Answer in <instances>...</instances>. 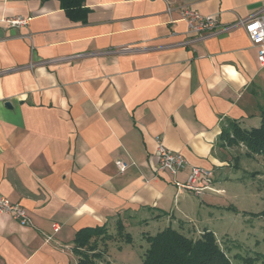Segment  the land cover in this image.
Returning a JSON list of instances; mask_svg holds the SVG:
<instances>
[{
  "label": "crops",
  "instance_id": "obj_1",
  "mask_svg": "<svg viewBox=\"0 0 264 264\" xmlns=\"http://www.w3.org/2000/svg\"><path fill=\"white\" fill-rule=\"evenodd\" d=\"M185 7L221 33H189ZM262 10L264 0H84L69 12L0 0V197L29 218L0 213V264H78V233L115 237L119 224L132 243L135 229L143 241L169 227L223 232L244 147L223 132L259 127L264 106L258 49L243 28L225 29ZM17 18L27 24L5 22ZM158 141L185 171H159ZM192 167L213 171L225 194L180 191ZM113 242L122 249L109 242L103 264H118Z\"/></svg>",
  "mask_w": 264,
  "mask_h": 264
},
{
  "label": "trees",
  "instance_id": "obj_2",
  "mask_svg": "<svg viewBox=\"0 0 264 264\" xmlns=\"http://www.w3.org/2000/svg\"><path fill=\"white\" fill-rule=\"evenodd\" d=\"M57 1L69 12L80 9L84 0ZM228 126L223 132L222 140L232 146L243 145L246 148L245 156L250 159L264 157V106L261 108L259 127L246 130L235 122ZM260 216L264 219V211ZM113 240L132 243V237L125 233L122 224L118 225L115 237L109 234L106 227L78 233L74 241L78 264H103L108 243ZM146 242L149 246L144 254L143 264H233L227 254L230 249L221 244L213 231L190 235L169 227L155 236H148ZM240 259L246 264H264V253L256 258Z\"/></svg>",
  "mask_w": 264,
  "mask_h": 264
},
{
  "label": "rangeland",
  "instance_id": "obj_3",
  "mask_svg": "<svg viewBox=\"0 0 264 264\" xmlns=\"http://www.w3.org/2000/svg\"><path fill=\"white\" fill-rule=\"evenodd\" d=\"M241 151L243 152L240 169L234 171L241 184L237 194L238 201H233L237 208L233 209L230 206V211L225 215L226 220L218 223L224 230H230L227 234L224 230L219 232L218 240L224 247L230 249L227 251L224 248L233 264H246L239 258H256L264 253V219L260 216L264 211V157L250 159L245 156V147H242ZM229 187L228 182L227 188ZM231 202L230 205H233ZM131 233L134 237L132 244L123 241L122 249L114 242L111 244L109 254L114 262L143 264L144 254L149 245L143 241L140 229H135Z\"/></svg>",
  "mask_w": 264,
  "mask_h": 264
},
{
  "label": "built area",
  "instance_id": "obj_4",
  "mask_svg": "<svg viewBox=\"0 0 264 264\" xmlns=\"http://www.w3.org/2000/svg\"><path fill=\"white\" fill-rule=\"evenodd\" d=\"M182 19L188 24L189 33L198 34L202 39L214 37L221 33L220 25L216 17L204 16L191 7H185L182 10ZM5 22L10 27H19L27 24V21L21 18ZM232 28L244 29L252 45L258 49L260 64L264 66V10L247 19L240 20L238 23L229 26L225 30H230ZM186 44L184 43L183 45L185 46ZM31 67L33 68L34 64H32ZM156 158L159 163V171L169 172L173 176L185 171L189 166L187 159L181 153H175L167 149L161 141H158ZM118 168L121 173H125L128 165L124 162H120ZM213 179V171L199 167H192L188 183H177L176 185L180 191H191L197 194L209 191L216 194H225V191L216 190L214 188ZM0 213L9 215L22 224L29 225L27 211L18 205H12L3 197H0Z\"/></svg>",
  "mask_w": 264,
  "mask_h": 264
},
{
  "label": "water",
  "instance_id": "obj_5",
  "mask_svg": "<svg viewBox=\"0 0 264 264\" xmlns=\"http://www.w3.org/2000/svg\"><path fill=\"white\" fill-rule=\"evenodd\" d=\"M7 106H9V107H10V106H11V105H10V103H8V104H7Z\"/></svg>",
  "mask_w": 264,
  "mask_h": 264
}]
</instances>
